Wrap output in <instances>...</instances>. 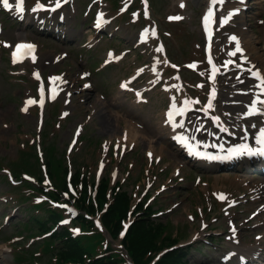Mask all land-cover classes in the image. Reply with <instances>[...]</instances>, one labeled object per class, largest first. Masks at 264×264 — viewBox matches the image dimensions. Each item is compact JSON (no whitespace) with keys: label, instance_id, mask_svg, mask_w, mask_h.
<instances>
[{"label":"rangeland","instance_id":"obj_1","mask_svg":"<svg viewBox=\"0 0 264 264\" xmlns=\"http://www.w3.org/2000/svg\"><path fill=\"white\" fill-rule=\"evenodd\" d=\"M108 1L112 4L114 8H116V0ZM175 2L176 0H166L161 5L162 7H159V10H162V8L164 7L163 13H169L170 10H174V8L176 7ZM197 2L198 1L196 0H188L189 6L186 12L189 13V10L192 8L193 5L196 6ZM165 3L167 7L164 6ZM176 10L180 11V13L182 12V10H179L178 8H176L174 11ZM195 14H193V21L187 18L182 23L178 24L170 25L164 23V21L162 20L160 23L161 29L169 31L170 33V35L165 37V40L168 44L169 55L171 56V58L175 59L174 62H177L178 59L182 62L183 60L188 59L187 61H197L199 63V72L191 73L188 71V68L185 67V70L182 69L184 71H181L185 82L191 84L190 90H187L186 88L184 90L182 87L176 84V78L179 73L176 72L173 67L165 71V73L168 71L167 73L169 74L167 75L166 73L165 77L162 78V81H160L159 83L157 82L158 84L155 83L156 81H153V70L156 68L161 73L164 67L166 68L163 62V55H161L159 51H157L156 45L153 40L152 45L143 48L142 52H139V50L133 51L127 56L124 61L120 62L119 65H117L116 67L112 66V68H110L109 70L106 69V71L103 72H95L92 77L94 79H92L93 88L83 89L80 86L76 92V96L74 97L75 100L73 101V104L68 106H76L79 112L75 116L73 113L70 117L66 118L63 121H61L60 118V111H57L55 116L48 115L47 121H45V127L41 132V142L44 143V145H47V147H52L53 145H56L57 153L62 155L64 154V151H66V146L63 147L62 142H68L70 139V137H66V135L68 134L66 132H72L75 129L77 122H83L85 125L88 124L86 131H84V134L87 136L85 142L86 144L82 143L81 148L78 151L75 149L73 155L75 157V163L83 165L84 169H87V171L91 170L90 176H92V174H94L95 169L97 168V159L101 155V149L95 151L96 144L94 143L92 137L94 139H101L102 137L108 139L112 135L110 133L101 132L102 128L104 127V122H102V119L111 116L112 118H115L120 121L122 125H130L131 120L136 122L135 128L136 130H138L137 132H139V143L135 146V148H133L132 151L134 153L131 152L128 158L122 161V174L127 177L128 175L126 174L130 172L128 178L131 179L128 181L127 184L130 189L129 192H133L134 195H136L137 192V189L133 190V186H135L136 188V185L130 187L129 182L131 183L135 180L140 186H142V188H144V179L145 177H147V174L151 176V179H154L152 174L153 171H150L146 174V168H141L143 164L149 163L151 165V168H154V166H156V172H158L159 174V176H157L155 180L157 182V185L160 182L168 186L167 193H163L164 195L168 196L161 198L160 201H157L158 203H156V206L159 205V207H165L167 203L169 204L174 198L176 199L177 208L174 209L171 213H164L165 216H162V222L165 223V227H167L168 233H170V235H173L174 237L179 236V240L183 239V241H190L193 234H195L196 229L197 231H200V222L196 225L186 217L187 212L191 210V208H195L194 200H198L199 195L195 194V190H197L195 184L189 183L190 178H188L184 182V185L187 184L188 186H190L189 188H187L189 191H185L183 189H179L176 191V187L174 186L175 181L178 179V177L177 179L175 178L176 168L181 167L182 174L184 172V167H186L187 169L189 168L186 166L185 161L181 157V153L179 154L178 151L175 152L173 150L172 143L168 142V140H163L166 135V130L162 129L161 123L159 121V116L162 118V115L164 113L163 106L166 102H164L161 107H159V105L161 104V102H163V100L169 99L168 91L165 90L164 86L167 83L170 84V86L174 88V91L178 92L180 99L187 96V93H191L194 96H201L204 99L202 105L207 107L209 100H212L214 98V96L211 95L212 89L215 88V92H218V87H221L220 100L219 102H216L217 105L213 104L214 107H211L214 116H217L216 114L219 111L221 113L224 112V108L228 110L231 108L230 106L226 105L225 102L226 98H229V95L232 93L231 85L234 82L231 75H229L228 78L218 80L217 83H212L208 81L209 71H207L206 68V61L204 60V54L202 49L204 44V38L201 35L200 30L201 20L199 12ZM118 25L121 27V29L117 38L119 37L122 41V45L118 47L119 51L123 48L133 46V43H135L134 40L136 30L132 29L133 27L129 24V22H126V20L118 22ZM8 35H11V32H8ZM132 35L133 37L131 38ZM244 36L246 41H248L249 38L251 39V47L253 48L251 50V54L253 57L257 58L258 63L264 69V27L258 28L257 26H255L253 29H251L250 27L248 31L244 32ZM87 46L89 47L90 45ZM82 48L83 46L80 49L71 48L74 50V55L76 59L80 60L89 57L91 61L93 56H89V54H93L92 50L88 48L86 50L83 49L81 51ZM182 48H184L185 51L182 50ZM88 51L90 52L89 54H87ZM81 52L82 54H85L84 57L81 56ZM171 61L173 60L171 59ZM143 62L146 63L143 69V81H146L147 83L150 81V85L155 84L156 87H154L153 90H151L150 92H147L146 96L148 99L150 98V101L145 102L144 104H141V106L136 107L130 104L129 97H125L124 95H121L119 93V86H116V81L120 77H125L126 75H128V73L134 70L135 66H138L140 63ZM151 64H154L155 68H151ZM78 67L80 66H77V68ZM4 71V67L0 68V84H3L1 89L4 91L2 92L4 100L0 99V162H2L3 164H10L12 161H15V157L20 154V150L22 147L21 143L22 141H24L22 140L24 136L20 134L27 133L29 135L31 133L32 135L27 136V138L30 139L33 135H36L35 133L39 131V128L37 127L36 116L24 118L17 113V102H15L12 97L13 93H15L17 90V86H13L8 83V80L5 77L6 72ZM79 85H81V83H79ZM226 88H230L231 92H223ZM74 89H76V87L73 86L70 90L73 91ZM112 100L113 104L105 107V110L103 111H100V109H97V107L95 106L96 104H107ZM53 109L54 107L52 105L48 106L46 110L47 114L49 112H52L51 110ZM99 111L102 112V114L99 115ZM58 120H60L61 122L59 126H57ZM246 121L247 123H249V125H251V122H249L248 120ZM159 136H162L163 139L159 140ZM149 141L154 144L155 152L157 154L163 153L161 154L162 156L160 162H156L154 159L151 164V161L146 158L145 151ZM162 142H164L165 144L163 150L160 149V145ZM131 163H133L132 167L129 166ZM197 176L198 175L196 174V172H193V178L195 179V177ZM141 178H143V180H141ZM233 178L230 180L224 178L226 180L225 182L228 187V190L232 191L231 193L239 194V191H247L252 187V183H250V181H233ZM121 179H124L122 175L119 180ZM179 181L180 180H177V182ZM248 182L250 183V185H248ZM1 189H4V187L0 183V190ZM258 189L262 192V187H259ZM162 192L163 191H161V193ZM207 193V190L202 189L199 194L204 197V194L208 195ZM27 198H29L27 202L32 204V208L34 211L32 224H45L48 221L47 217L52 213L47 208L46 201H37L35 196H30ZM254 207L255 206L251 205L248 206L247 208H245V210H243L245 213H243V211H241V208L239 207L235 209V215L244 218L246 217V214H248L254 209ZM152 209L156 210L154 208ZM219 214L221 216V219H219L217 222L216 220H213V222H215L214 225H220L222 222L226 223L227 226V218L221 214V211ZM23 215V213L20 214L18 218L21 219ZM213 222L209 223L212 224ZM32 224L30 222L23 224H17L12 222L9 226H3L5 234L7 232L11 233V236H6L5 239L21 238L25 236L23 241L14 244L15 257L18 259H21L23 257H26L28 259L39 258L45 261L46 263H54L57 259V257L53 253V249L55 247V240L51 237H44V235H42V231L37 229L35 226L33 227ZM215 226L213 227L217 228ZM263 227L264 226H261L253 230L246 229L244 233L242 229H240L239 233L241 235L244 234L243 242L255 244L257 241L255 237H253V235L258 233L259 231H262ZM82 228L83 230L86 229L85 226H82ZM220 230L221 229H218V231ZM200 233L202 234V231H200ZM88 236L90 238L89 242L86 245L88 251H91L98 247L102 248V235L100 233L93 232L90 233ZM187 237L190 238L186 239ZM261 240L264 244V238H262ZM216 243H218V240L216 241ZM21 249H23V252L21 251ZM197 250L202 252H196L197 256H200L199 254L203 253L210 254L211 252H216L215 250H212L208 245H203L202 248H197Z\"/></svg>","mask_w":264,"mask_h":264},{"label":"snow or ice","instance_id":"obj_2","mask_svg":"<svg viewBox=\"0 0 264 264\" xmlns=\"http://www.w3.org/2000/svg\"><path fill=\"white\" fill-rule=\"evenodd\" d=\"M59 2H60V0H57V4H56L57 7L59 6ZM146 2H147V0H145V3ZM222 2H223V0H221V3ZM2 3L4 5V7H6V8H13V6H14L13 3L10 2V0H2ZM23 5H24V0H16V5L15 6L21 12L24 10ZM36 7L37 8H44L46 6L44 4L37 3ZM238 11H239V9H233V10H231L228 13V15H226V16L223 17V22L224 23H227L228 20L233 15V13L234 12H238ZM212 15H213V9L212 8H209L208 14L205 15V17H204L205 25H207L209 23L210 17H212ZM100 16H103V13H100ZM176 18H179V17H176ZM147 31H148V29H145V32H147ZM152 34L155 35L156 33L153 32ZM144 38H146V37H144ZM231 39L236 42V44H235L236 50L239 51V52H243L244 49L240 46L239 38L237 36L233 35L231 37ZM5 43H7V42H5ZM27 46L29 48H35V45L34 44H29ZM16 47H17V49H19L21 47V45L18 44ZM242 58L244 60H247L248 59L247 56H244ZM193 66H195V65H193ZM241 67H243V66H241ZM216 70L217 69L215 68V66H213V79L215 78V72H216ZM250 74L252 76H254V77H257L259 79V81H260V90L261 91H264V75H262L260 73V70L259 69H254L253 71H251ZM85 75H87V73H85ZM51 79L55 80L56 77H52ZM123 86L124 87H127V84H124ZM41 91L43 92V89H41ZM215 91H216L215 88H213L212 89V92H211V95L212 96L215 95ZM33 102H35V101H33L31 99L29 100V103H33ZM257 102L264 103V98H262L259 95H257L256 98H255V102H252V103H250L248 105V110L246 112H244L243 115H252V114L258 113V112H264V108L258 107ZM41 103H43V101H41ZM208 107L209 108L214 107V105L212 104L211 100H209V102H208ZM205 110H207V109H205ZM168 117H169V120L166 121V123H168L169 121H171L173 123V125H175L176 122L173 119V113H172V111H169ZM216 119L219 120L220 118L219 117H216ZM224 130L227 131V129H224ZM177 139L181 143L186 144L190 149L193 147V145L190 142L189 138L186 137V136H184L183 134H179L177 136ZM256 139L259 142V144L264 145V127H261L259 129V134L256 136ZM196 143L199 144V143H201V141H196ZM244 150H247L249 155L253 154V152H256V153H264V147L252 148L249 144L244 143V144L235 145L234 148H233V150H232V154L233 155H239ZM195 154L208 156L209 158H212V159H220L221 158L219 156H213L211 153H208V152H201L198 149L195 150ZM218 195L220 196L221 199H225V195L223 193H219ZM76 231H78V229Z\"/></svg>","mask_w":264,"mask_h":264},{"label":"trees","instance_id":"obj_3","mask_svg":"<svg viewBox=\"0 0 264 264\" xmlns=\"http://www.w3.org/2000/svg\"><path fill=\"white\" fill-rule=\"evenodd\" d=\"M123 202L124 198L121 197L117 200L113 207L111 206V210L107 214V218L105 220L107 223L109 218L118 214V209L121 210L120 217L123 216L122 213L125 212V208L122 209L121 207ZM159 229L160 228L158 226L155 227L154 222L148 218L138 220L134 223L129 230L130 232L127 237V245L135 261L141 263L143 258L147 255V251L155 246L154 239L157 236V232L160 231ZM93 264H99V262H93ZM159 264H175V262L171 257H169L163 262H159Z\"/></svg>","mask_w":264,"mask_h":264},{"label":"bare ground","instance_id":"obj_4","mask_svg":"<svg viewBox=\"0 0 264 264\" xmlns=\"http://www.w3.org/2000/svg\"><path fill=\"white\" fill-rule=\"evenodd\" d=\"M115 121H117V120L115 119ZM107 122H108V124L105 125V127H104V129H103L104 131L115 132V131H114L115 128L120 126V122H119L118 125H117V123L114 122V119L107 120ZM130 125H131V124H130ZM132 125H133V124H132ZM134 132H135L134 127H133V126H130V135H131V136H134ZM134 137H135V136H134Z\"/></svg>","mask_w":264,"mask_h":264}]
</instances>
